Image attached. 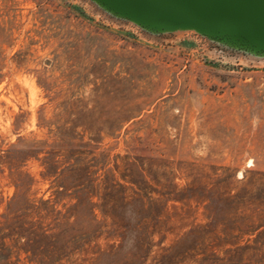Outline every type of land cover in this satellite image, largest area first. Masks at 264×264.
Instances as JSON below:
<instances>
[{"label":"rangeland","instance_id":"374dc122","mask_svg":"<svg viewBox=\"0 0 264 264\" xmlns=\"http://www.w3.org/2000/svg\"><path fill=\"white\" fill-rule=\"evenodd\" d=\"M64 213L80 246L54 240ZM3 240L9 264H264V50L99 0H0Z\"/></svg>","mask_w":264,"mask_h":264},{"label":"water","instance_id":"95a60500","mask_svg":"<svg viewBox=\"0 0 264 264\" xmlns=\"http://www.w3.org/2000/svg\"><path fill=\"white\" fill-rule=\"evenodd\" d=\"M140 25L189 26L264 50V0H99Z\"/></svg>","mask_w":264,"mask_h":264},{"label":"trees","instance_id":"16d2710c","mask_svg":"<svg viewBox=\"0 0 264 264\" xmlns=\"http://www.w3.org/2000/svg\"><path fill=\"white\" fill-rule=\"evenodd\" d=\"M59 186L61 188L55 189V192H58V193L61 194L62 192L65 191V192H68L69 196H72V197L76 198V201L73 204L68 206V210L70 208L76 207V206H78L80 204V182L79 181L71 183L68 187L65 186L64 184H59ZM152 200H154V198H151L150 196H147L145 203L148 202V205H149V203H151ZM72 215H73L72 213L71 214H66V213L63 214V217H64V221H63V223H64L63 235H60L59 238L54 239L55 242L56 241L57 242L61 241V242H63V244L66 243L64 247L71 246V244L73 242L77 241V240H78V243H79L77 246H80V221L77 219V215L74 217V219L72 221H70L69 218ZM76 221H79V224L77 226L75 225ZM23 225H25V224L20 222V226L19 227H20V229L21 228L22 229L18 230V233H21V234H19V236L23 235V237H26L25 241H24L25 250L29 251V249H31L32 253H35V251L38 250V249L42 253L47 251V248H45V244H43L41 242L38 243L36 238L33 235L31 236V234H30V233H32L31 230L26 232L27 234H24V232L26 230H28V229L27 228H23L22 227ZM7 227H9V225ZM10 229L14 230V228H11V227H10ZM251 229H253V228H251ZM14 231H16V230H14ZM46 234L47 233L45 232V230L42 229L40 235H46ZM2 237L4 238V235ZM40 241H42V240H40ZM10 253H11V246L9 244H5L4 240L2 242H0V264H9L10 263V262H7L8 257L10 256Z\"/></svg>","mask_w":264,"mask_h":264}]
</instances>
